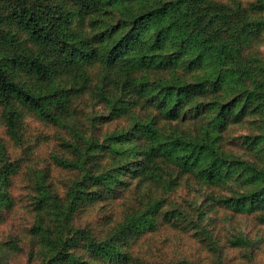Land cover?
<instances>
[{"label": "trees", "instance_id": "16d2710c", "mask_svg": "<svg viewBox=\"0 0 264 264\" xmlns=\"http://www.w3.org/2000/svg\"><path fill=\"white\" fill-rule=\"evenodd\" d=\"M0 129L3 260L264 264V0H0Z\"/></svg>", "mask_w": 264, "mask_h": 264}, {"label": "rangeland", "instance_id": "374dc122", "mask_svg": "<svg viewBox=\"0 0 264 264\" xmlns=\"http://www.w3.org/2000/svg\"><path fill=\"white\" fill-rule=\"evenodd\" d=\"M28 125H30V135L32 136L31 139H34L36 136L40 135V134H49L50 137H52L53 132L49 129H47L46 127L42 126L41 124L35 122V121H31L29 120ZM0 136L2 138H4V134L2 133V129H0ZM46 140H43V143H41L40 147L35 151L36 155H40L39 158L40 160H43L44 157H46L47 152L50 151L51 149V143H46ZM191 194H197L199 192V190L197 188H192L190 190H188ZM22 195H24L25 193L22 192ZM185 194H181L180 196H184ZM17 215L20 216L19 218L13 217L10 222L8 223V226H13V231L11 230L12 228H6L8 231L6 233H4V237H7L8 235H13V233H17V235L19 233L22 232V215L23 212L21 210H18L16 212ZM240 219V218H239ZM238 219V220H239ZM230 220H224L222 221V227H219V233H221V236L223 238H229L231 236H233L237 231L236 228H238V231H242V232H253V236L255 237V239L261 243L260 247H261V252H260V256H259V260H263L264 261V224L258 223V222H253L251 224V222H247L245 219H242L240 221V223L235 226L232 225L231 223H229ZM248 224L250 226H248ZM25 225V223H24ZM158 240H162L164 238H168L167 235H164L162 237H156ZM190 239L188 236H181L178 235L177 240H176V244H175V251L176 253L178 252H183L185 254H187L188 256L194 257V258H198L201 256L202 254V250L204 249V247L202 245H200V243H195L193 240H188ZM182 241H186L183 242L181 244ZM172 250V251H174ZM232 254L237 255L238 257H240V252L239 251H230ZM202 256H205V253L203 252ZM26 263V256L23 255L22 258H18V255L15 254H11V256L8 259L3 260V258H0V264H25Z\"/></svg>", "mask_w": 264, "mask_h": 264}]
</instances>
